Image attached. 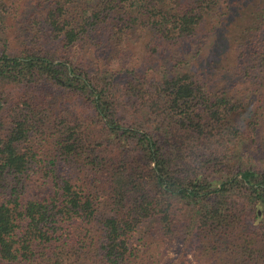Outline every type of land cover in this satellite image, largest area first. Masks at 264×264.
<instances>
[{
  "label": "trees",
  "instance_id": "1",
  "mask_svg": "<svg viewBox=\"0 0 264 264\" xmlns=\"http://www.w3.org/2000/svg\"><path fill=\"white\" fill-rule=\"evenodd\" d=\"M243 1L39 3L44 21L29 37L44 39L41 49L0 50V95L21 89L8 121L0 98V263L178 264L176 257L194 250L203 264H264V168L247 162L264 156V0L230 65L249 85L245 93L231 95L182 56L154 57L164 44L185 40L207 47L218 28L211 15ZM138 30L154 41L145 45L146 71L132 70L125 94L151 104L146 122L119 111L122 70L108 68L100 79L43 53L51 41L67 52L83 44L100 55L120 52L124 37ZM179 66L186 69L178 74ZM46 86L89 103L90 122L44 105Z\"/></svg>",
  "mask_w": 264,
  "mask_h": 264
},
{
  "label": "rangeland",
  "instance_id": "2",
  "mask_svg": "<svg viewBox=\"0 0 264 264\" xmlns=\"http://www.w3.org/2000/svg\"><path fill=\"white\" fill-rule=\"evenodd\" d=\"M44 1L45 0H0L1 51L7 50L10 54L19 55L26 50L34 51L35 49H41L44 39H41L42 41L39 39L32 40L29 35H34L41 29V26H36L35 23L44 21L42 15L44 14L45 8L39 6V3L41 4ZM176 1L181 3L180 6L186 5V3L189 5L191 3L190 0H170V3L172 2V4H174ZM260 2L261 0H244L242 3L233 7L229 13L226 10H220L222 16L219 11L214 15L212 14L210 17L211 22L218 28L210 35L207 47L201 48L199 38L185 40L175 45L164 44L163 47L159 49L158 53H154V57H158L159 63H163L162 59L169 62L170 57L178 58L182 56V58L187 61L193 62V68L203 72H212L211 78L213 80L217 78L215 81L216 86L226 89L231 95L234 94L235 96H239L240 93H245L249 85H245L240 83L239 80H236L237 76L232 73L234 71L230 65H233L234 56L239 60L240 50L237 46L244 37L242 33H244L245 25H249V17H252L251 14L257 9ZM225 6L224 4L223 7ZM225 13L228 14L223 17ZM239 23L240 30H230V28H236V25ZM33 24V29H29V26ZM210 28L211 27L208 26L206 32ZM237 34L241 36V39L236 43ZM230 35L233 37V40L230 39ZM124 40L120 52L114 51L101 55L97 51V48L87 44L78 45L75 48H71L68 52L66 48L63 47V44L56 41H51L49 44L43 45L42 48L43 53H49V55L57 60H62L64 58L73 60L74 63L86 68L97 78L101 77L100 79H105L107 77L108 68L117 71L122 70L121 74L118 76V84L115 89L116 95H119V111L130 121L137 118L138 121L146 122L148 115L145 114L144 111H148L151 104L136 105V98H134L135 102H131L129 97L126 96L127 94H125V85L128 81H135V74H131L132 70L146 71V58L150 57L151 52H146L145 45L148 41L151 40L153 42L154 40H152V36L148 30H138L129 33L124 37ZM260 61H262V59ZM185 67L186 66H179L174 69L177 70L179 74L182 70L186 69ZM161 72L162 71H159V74L156 73L155 75L158 74V77L164 76V73L160 74ZM175 72L176 71L173 70V75L177 74ZM219 74L221 75L220 78L217 77ZM147 77L149 79L151 78L149 75ZM241 78L243 77L239 76V79ZM13 87L14 86L6 87L7 89L2 91L4 95H0L6 108L4 118L7 121L8 115H10L9 108L12 104L11 97L14 95V91L17 93L21 92V89L19 90ZM43 90L44 92H41V94H46L45 99L43 97L44 105L54 104L53 108L66 110L72 117L81 120L83 123L87 124V122H90L92 110L89 103L85 100L76 96H71L63 90L51 86H46ZM127 100L131 104H129ZM247 162H249V165H254L253 167L264 168V156L254 155L248 158ZM36 178L39 179L40 175L38 174ZM193 255L194 250L193 252L189 251L188 254L185 255L186 258L176 257L175 259H178V264H203L202 261H198V258L193 257ZM171 256H175L173 251L172 255H166V258H164L165 260L162 259L161 263L168 262Z\"/></svg>",
  "mask_w": 264,
  "mask_h": 264
}]
</instances>
